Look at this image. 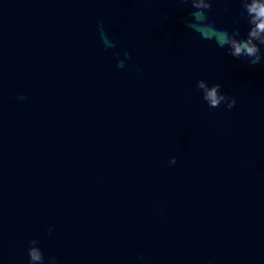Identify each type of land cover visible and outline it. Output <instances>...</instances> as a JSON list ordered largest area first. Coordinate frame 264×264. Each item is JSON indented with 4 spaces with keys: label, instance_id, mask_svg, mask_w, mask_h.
I'll return each instance as SVG.
<instances>
[{
    "label": "water",
    "instance_id": "95a60500",
    "mask_svg": "<svg viewBox=\"0 0 264 264\" xmlns=\"http://www.w3.org/2000/svg\"><path fill=\"white\" fill-rule=\"evenodd\" d=\"M241 10L209 18L244 37ZM192 11L0 0V264H28L34 239L58 264H264V65ZM200 79L235 106L210 110Z\"/></svg>",
    "mask_w": 264,
    "mask_h": 264
},
{
    "label": "clouds",
    "instance_id": "9594fccd",
    "mask_svg": "<svg viewBox=\"0 0 264 264\" xmlns=\"http://www.w3.org/2000/svg\"><path fill=\"white\" fill-rule=\"evenodd\" d=\"M179 2L188 4L193 9L190 16L194 22H187V27L198 32L203 39L214 40L219 48L226 49L229 56L236 60L243 59L249 66L264 65V0H239L242 10L236 23L241 19L246 21L248 31L244 37L240 36L239 31L229 32L216 27L215 21L209 18L214 0H179ZM109 46L115 45L109 44ZM125 55L128 56L127 53ZM118 67H124V62L120 61ZM196 87L210 110L220 107L221 104L227 109H232L236 104L235 97L223 93L219 83L210 85L208 81L200 79L196 82ZM168 163L175 165L177 158L173 156ZM48 231L51 234L52 229L49 228ZM38 244V240L29 241L28 264H58L56 257L46 259Z\"/></svg>",
    "mask_w": 264,
    "mask_h": 264
}]
</instances>
